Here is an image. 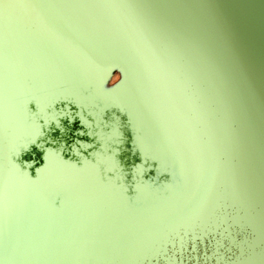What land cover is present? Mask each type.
Listing matches in <instances>:
<instances>
[{
	"label": "water",
	"instance_id": "obj_1",
	"mask_svg": "<svg viewBox=\"0 0 264 264\" xmlns=\"http://www.w3.org/2000/svg\"><path fill=\"white\" fill-rule=\"evenodd\" d=\"M78 20L105 36L171 136L185 198L93 240L15 224L5 264H264V0H0V59L24 40L58 65Z\"/></svg>",
	"mask_w": 264,
	"mask_h": 264
},
{
	"label": "rangeland",
	"instance_id": "obj_2",
	"mask_svg": "<svg viewBox=\"0 0 264 264\" xmlns=\"http://www.w3.org/2000/svg\"><path fill=\"white\" fill-rule=\"evenodd\" d=\"M63 43L58 65L36 59L24 40L20 57L0 59V264L15 224L93 240L185 198L180 152L142 107L105 36L78 20Z\"/></svg>",
	"mask_w": 264,
	"mask_h": 264
}]
</instances>
